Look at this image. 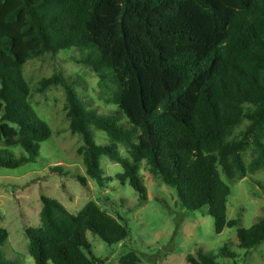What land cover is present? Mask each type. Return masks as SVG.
<instances>
[{
	"label": "trees",
	"instance_id": "obj_1",
	"mask_svg": "<svg viewBox=\"0 0 264 264\" xmlns=\"http://www.w3.org/2000/svg\"><path fill=\"white\" fill-rule=\"evenodd\" d=\"M104 40L110 49H103ZM74 47L98 73L126 71L121 111L131 129L117 113L100 116L86 108L61 75L42 83L43 89L64 88L87 176L104 187L100 158L108 157L122 166L118 180L128 182L141 205L148 191L139 163L146 161L154 176L176 190L184 212L207 210L217 234L237 228L239 247L247 252L262 245L264 216L248 229L228 219L231 187L218 167L230 180L264 168V0H0V143L21 136L28 154L1 150L0 168L34 162L52 136L27 101L23 67ZM244 121L245 130L232 138ZM92 128L106 133L109 143H96ZM119 145L130 158L120 155ZM250 146L254 158L247 166L242 153ZM76 179L87 186L86 177ZM41 202V225L25 229L35 264H107L94 255L87 233L109 246L131 234L94 201L77 215L57 199L42 195ZM8 239L0 226V264H14L1 252ZM221 256L235 258L227 249ZM217 258L198 249L187 262L218 264ZM120 264L141 260L130 251Z\"/></svg>",
	"mask_w": 264,
	"mask_h": 264
},
{
	"label": "rangeland",
	"instance_id": "obj_2",
	"mask_svg": "<svg viewBox=\"0 0 264 264\" xmlns=\"http://www.w3.org/2000/svg\"><path fill=\"white\" fill-rule=\"evenodd\" d=\"M103 49H110V41H100ZM83 53L76 47L46 53L34 58L23 67V77L28 86L27 101L36 115L51 129V138L43 142L34 162L17 169L0 168V226L9 233L2 255L14 264H35L29 253L27 227L41 225V196L60 201L70 212L79 214L84 206L96 202L101 209L118 220H123L131 230L121 244L109 246L100 237L87 233L94 255L107 264H120L122 256L136 252L141 264H190L187 256H196L198 249L217 258L218 264H264V243L252 252L239 247L237 228H226L221 234L215 231L214 219L207 210L184 212L176 190L154 176L146 161L139 163V174L148 191V201L139 204L138 193L118 177L123 168L108 157L100 158L104 187H100L86 173L81 153L82 138L73 134L67 116L65 91L61 84H51L43 89L42 83L59 74L70 83L86 108L100 116L120 115V124L131 125L121 111L126 71L96 72L83 63ZM247 121L238 126L232 138H239ZM95 142L109 143L106 133L91 130ZM19 136L0 143V151L11 150L17 157L28 156L22 150ZM118 152L130 158L124 146ZM248 166L254 158L252 146L242 153ZM58 167L59 171L52 170ZM222 179L231 187L228 200V219L239 220L248 229L264 216V168L249 170L245 177L230 180L221 166ZM87 178L82 186L76 179ZM161 199L162 201H158ZM227 249L234 259L221 256Z\"/></svg>",
	"mask_w": 264,
	"mask_h": 264
}]
</instances>
